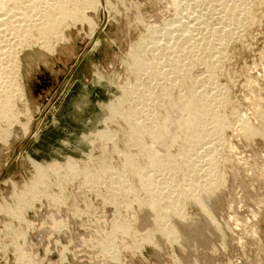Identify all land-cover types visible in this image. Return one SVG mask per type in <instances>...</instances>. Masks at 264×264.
<instances>
[{"label":"rangeland","instance_id":"374dc122","mask_svg":"<svg viewBox=\"0 0 264 264\" xmlns=\"http://www.w3.org/2000/svg\"><path fill=\"white\" fill-rule=\"evenodd\" d=\"M219 1L51 7L60 26L19 49V113L0 120L1 173L48 107L0 177V264H264V0ZM202 90L217 121L197 123ZM202 132L207 148L186 142Z\"/></svg>","mask_w":264,"mask_h":264},{"label":"bare ground","instance_id":"6f19581e","mask_svg":"<svg viewBox=\"0 0 264 264\" xmlns=\"http://www.w3.org/2000/svg\"><path fill=\"white\" fill-rule=\"evenodd\" d=\"M221 1V0H220ZM219 1V2H220ZM226 1V0H225ZM233 1V0H232ZM239 1V0H238ZM218 2V0H217ZM237 2V1H236ZM246 2V1H245ZM60 3V0H0V120L1 119H8V120H14L17 116L19 111L15 108V98L17 91L19 90V94H22L21 89V83L18 82V80L15 78L17 75L15 74L14 67L17 65L18 62V54L19 49L29 42H31L32 39H36L38 42L43 41L46 37V35H49L50 32H56V28L60 26L59 21L56 19V17L49 13L51 10V7H56V5ZM66 3H69V8L67 7ZM241 3H243L241 1ZM109 0H62L61 2V11L62 13L67 14L72 19L82 20L84 17H86V13L88 11H96L97 9H101L103 11H107L109 5ZM49 5V9L47 8ZM176 5V4H175ZM71 6V8H70ZM178 6V4H177ZM228 7V6H227ZM47 8V9H46ZM247 8V7H246ZM235 9V8H234ZM55 10V9H52ZM239 11V10H238ZM247 11V10H245ZM108 12V11H107ZM61 13V14H62ZM109 13V12H108ZM220 13V12H219ZM223 13V12H222ZM238 13V12H237ZM56 14V13H54ZM183 14V13H182ZM181 14V15H182ZM230 14V13H229ZM236 14V13H235ZM238 15V14H237ZM59 16V15H58ZM57 16V17H58ZM67 16V17H68ZM185 16V15H183ZM199 16V15H198ZM196 16V17H198ZM188 17V15H187ZM194 18V17H193ZM200 18V17H199ZM214 18V17H213ZM226 18V17H225ZM231 18V17H230ZM181 19V18H180ZM196 19V18H195ZM205 19V18H204ZM216 19V18H215ZM223 19V18H222ZM233 19V18H232ZM89 20V19H88ZM214 20V19H213ZM229 20V19H228ZM234 20V19H233ZM238 20V19H237ZM90 21V20H89ZM189 21V18H188ZM191 21V20H190ZM221 21V20H220ZM179 24H181L183 27H188L187 24L184 23V21L179 20ZM194 22V21H192ZM201 22V21H200ZM218 22V21H217ZM222 22V21H221ZM61 23V21H60ZM189 23V22H188ZM198 23V22H197ZM202 23V22H201ZM224 23V22H223ZM222 23V24H223ZM232 23V22H231ZM178 25L174 26L172 29L177 30ZM190 24V23H189ZM188 24V25H189ZM192 24V23H191ZM196 24V23H194ZM217 24V23H216ZM227 24V23H226ZM230 24V23H229ZM235 24V23H233ZM186 25V26H185ZM202 25V24H201ZM208 25V24H207ZM215 25V24H214ZM225 25V24H224ZM172 26V25H171ZM193 26V25H192ZM231 26V25H229ZM228 25L224 26L229 27ZM62 27V26H61ZM180 27V26H179ZM212 27V26H211ZM222 27V26H221ZM171 28H166L167 30H171ZM177 28V29H176ZM191 27H189L190 29ZM193 28V27H192ZM204 28V27H203ZM202 28V29H203ZM219 29L218 27H216ZM230 28V27H229ZM235 28V26H234ZM213 29V28H212ZM215 29V28H214ZM213 29V30H214ZM222 29V28H220ZM233 29V28H232ZM223 30V29H222ZM185 31V30H184ZM195 31V29H194ZM215 31V30H214ZM213 31V32H214ZM155 32V29L152 31V36L150 43H153V45H157V42L155 41V37L153 34ZM165 32V31H164ZM212 32V33H213ZM218 32V31H216ZM214 32V35H218V33ZM234 32V31H233ZM99 33V32H98ZM166 33V32H165ZM164 33V36H165ZM168 33V32H167ZM171 33V32H170ZM202 33V32H201ZM216 33V34H215ZM220 33V32H219ZM223 35H218L221 38L226 39L231 33V29H226ZM190 34V33H189ZM198 34V33H197ZM94 32L92 34V37L94 36ZM162 35V34H161ZM196 35V34H195ZM199 35V34H198ZM163 36V35H162ZM189 36V35H188ZM191 36V35H190ZM189 36V37H190ZM194 36V35H193ZM48 37V36H47ZM46 37V39H47ZM96 37V35H95ZM200 37V36H199ZM209 37V36H208ZM213 37V35H212ZM44 38V39H42ZM159 38V37H158ZM171 38V37H170ZM188 38V37H187ZM204 38V37H203ZM45 39V40H46ZM49 39V37H48ZM186 39V37H185ZM189 39V38H188ZM192 39L195 41V38L192 37ZM209 39V38H208ZM219 39V40H220ZM51 40V39H50ZM179 40V39H178ZM191 40V39H190ZM192 40V41H193ZM193 41V42H194ZM201 41V40H200ZM222 41V40H221ZM49 41H47L48 43ZM178 42V41H177ZM189 42V41H188ZM197 42V39L196 41ZM204 42V41H203ZM92 43V42H91ZM90 43V45H91ZM185 43V42H184ZM200 43V42H199ZM186 44V43H185ZM48 45V44H47ZM89 45V44H88ZM89 45V46H90ZM182 45V43H181ZM202 45V43H201ZM166 46V45H165ZM88 47V46H87ZM155 47V46H154ZM171 47V46H170ZM174 47V46H173ZM193 47V45L191 46ZM176 48V47H175ZM173 49V48H172ZM183 49V48H182ZM186 49V48H185ZM213 49V48H212ZM219 49V48H218ZM85 50V48H84ZM215 50V51H214ZM213 50L212 54L216 52V48ZM19 52V53H18ZM210 53V51H209ZM219 53V52H218ZM211 54V53H210ZM211 54V55H212ZM220 54V53H219ZM215 55V54H214ZM180 55L177 57L179 59ZM134 59H135V65L136 67H143L147 68L145 57L140 55L139 53H134ZM171 60V59H170ZM211 64V62H210ZM215 68V65H212ZM17 68V66L15 67ZM209 68V67H208ZM210 70V69H209ZM207 70V71H209ZM177 71V70H176ZM211 72V71H210ZM147 73V72H146ZM157 73V69H152L150 74L159 76ZM19 79V77H18ZM206 90V89H204ZM198 96L200 98V102L203 105H206L207 108L200 111L197 115L198 121L197 123H205L207 122L209 116L214 117L215 121H217L219 118L214 115L213 109L210 107L208 103V95L206 92L198 91ZM188 103V102H187ZM214 103V102H213ZM182 105H186L183 103ZM37 127V126H36ZM220 129V128H219ZM218 130V129H217ZM169 131L172 133V129L169 128ZM31 132L30 129H27L26 136ZM200 135L198 137L193 138V136H188L186 138V142L189 143L192 147H203L205 149L206 142L204 141V135L205 133H199ZM204 134V135H203ZM194 147V149H196ZM208 146H206L207 148ZM212 149V148H211ZM199 152V151H198ZM198 157L200 155H197ZM211 157V156H210ZM199 158H203L202 156ZM213 156L209 158L213 161ZM150 159V158H149ZM200 159L196 160H190L189 162L191 164L196 163V161H199ZM209 160V163H210ZM215 160V159H214ZM203 162L204 160H200ZM199 161V163H200ZM154 163V162H153ZM201 163V164H202ZM208 163V164H209ZM212 163V162H211ZM195 165V164H194ZM193 166V165H192ZM212 177V176H211ZM214 178V177H213ZM153 179V178H152ZM152 179L148 181H152ZM209 182L211 181V178H208ZM215 179V178H214ZM212 179V180H214ZM217 180V179H216ZM145 181V180H144ZM153 182V181H152ZM149 183V182H148ZM180 188V187H179ZM194 189V188H193ZM192 190V189H191ZM178 193L185 195L186 191H190L189 187L177 190ZM175 193V192H174ZM177 193V194H178ZM167 194V193H165ZM170 194V193H169ZM178 194V195H180ZM171 195V194H170ZM165 196V195H164ZM169 196V195H168ZM163 197L162 196L160 198ZM174 197V196H173ZM169 198V197H168ZM171 199V197H170ZM180 199V198H179ZM174 200V199H173ZM179 201V200H178ZM180 203V202H179ZM170 203H162L161 206L167 207ZM12 212V211H11ZM13 213V212H12ZM17 213V212H15ZM172 228L168 225L166 227L167 232H171Z\"/></svg>","mask_w":264,"mask_h":264},{"label":"water","instance_id":"95a60500","mask_svg":"<svg viewBox=\"0 0 264 264\" xmlns=\"http://www.w3.org/2000/svg\"><path fill=\"white\" fill-rule=\"evenodd\" d=\"M90 45V44H89ZM88 45V47H85V50H83L80 54V56L77 58V60L74 62L72 68L70 69L68 75L65 77V81L66 79H68L70 77V75L73 73L74 71V68H76L77 64L82 60V58L84 57V54L86 51H88L90 48V46ZM58 90V89H57ZM57 92V91H56ZM54 98L52 97V100L50 101L53 102ZM49 103V104H50ZM47 110H48V107H46L45 109H43L42 113L38 116L37 120L40 121L41 119L45 118L46 117V113H47ZM48 120H47V124H51L52 122V116H47ZM35 122L32 126V129H31V132L25 136V138L19 143V145L16 147L15 151L13 152L12 156H11V159L9 160L5 170H3L1 173H0V177L6 173V171L8 170V168L10 167V165L13 163V161L17 158L19 152L21 151V149L25 146V144L27 143V141L31 138V136L34 134V130L36 128V124L38 123Z\"/></svg>","mask_w":264,"mask_h":264},{"label":"crops","instance_id":"0c3cea01","mask_svg":"<svg viewBox=\"0 0 264 264\" xmlns=\"http://www.w3.org/2000/svg\"><path fill=\"white\" fill-rule=\"evenodd\" d=\"M57 116H59V113H56V118H57ZM54 117H55V116H54ZM52 118H53V117H52ZM58 118H60V117H58ZM48 125H49V126H53L52 123H51V124H48ZM71 131H73V130H71ZM71 131L69 130V132H66L65 135H67L68 133L70 134ZM63 135H64V134H63ZM63 135H62V137H63ZM65 135H64V136H65Z\"/></svg>","mask_w":264,"mask_h":264}]
</instances>
